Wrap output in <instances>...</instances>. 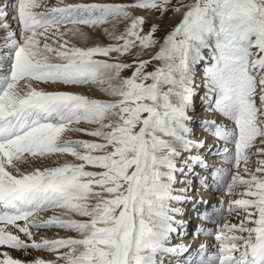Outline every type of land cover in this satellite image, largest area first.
I'll return each mask as SVG.
<instances>
[{
	"label": "snow or ice",
	"instance_id": "obj_1",
	"mask_svg": "<svg viewBox=\"0 0 264 264\" xmlns=\"http://www.w3.org/2000/svg\"><path fill=\"white\" fill-rule=\"evenodd\" d=\"M137 11H171L180 20L156 39L158 26L145 31L147 17ZM120 23L125 29L116 34ZM106 24L113 31H103L116 43L83 48L70 40L85 38L84 27ZM0 33H6L0 36V248L55 256L22 261L0 251V264H164L165 256L185 253L190 259L182 264H264V0H57L51 7L47 0H0ZM137 48L152 50L150 59L119 61ZM206 52L205 86L231 122H204L225 145L229 166L210 170L211 180L239 198L227 202L237 222L205 217L217 224L209 233L214 243L193 254L187 245L169 244L174 225L184 226L172 204L185 202L188 191L174 187L176 173L209 168L199 156L183 167L175 162L181 151L204 147L189 139L188 108ZM152 61L159 66L146 71ZM127 69L131 75L122 76ZM40 84L92 86L109 99ZM67 132L94 139H66ZM54 156L73 160L21 170ZM49 211L56 214L41 217ZM41 228L75 235L37 241L30 229Z\"/></svg>",
	"mask_w": 264,
	"mask_h": 264
},
{
	"label": "bare ground",
	"instance_id": "obj_2",
	"mask_svg": "<svg viewBox=\"0 0 264 264\" xmlns=\"http://www.w3.org/2000/svg\"><path fill=\"white\" fill-rule=\"evenodd\" d=\"M53 1V0H52ZM67 0H65L64 2H66ZM75 1V0H74ZM73 1V2H74ZM81 1H83V0H80V2ZM91 1H94V2H102V3H104L105 1L104 0H90V1H84L85 3L86 2H91ZM5 2L6 3H9V4H11V0H5ZM83 2V3H84ZM114 3H116V1H113ZM119 2V1H118ZM121 2V1H120ZM50 3V2H49ZM122 3H123V1H122ZM53 5V4H52ZM56 5V4H55ZM54 5V6H55ZM48 6H50V5H48ZM51 7V6H50ZM171 12V11H170ZM170 12H168L166 15H164V16H160V15H158V14H150V13H147V12H141V11H137L136 12V15H144V16H146L147 17V21L148 22H150V23H152V24H155V25H158L159 23L161 24V23H164L165 25H166V27H168V28H170V26H169V22H167V19L168 18H171V16H172V18H171V20H177V22H179L178 21V18L180 19V16L179 15H177V14H174L173 12L171 13V14H169ZM167 15H170V16H167ZM9 24H15V22L13 21V20H11V19H9L8 21H7ZM165 22H167V23H165ZM103 28H107L110 32L111 31H113V26L111 25V24H106V25H104L103 26ZM110 28V29H109ZM84 30V32L86 33V28L85 29H83ZM115 31H116V28H115ZM99 34V33H98ZM87 36V35H86ZM91 37V36H90ZM98 37V36H97ZM100 39H102L103 41H101ZM70 40H71V42L72 43H74L76 46H79V47H83V48H87L88 47V44H87V41H88V39H86V37L85 38H83V39H79V38H70ZM99 42L100 43H104V44H106V42H109L110 44L111 43H113V42H115L114 40H111L110 38H109V36L108 35H106L105 34V32L104 31H102V35L99 37V39H97V45H99ZM104 46V45H103ZM115 55V53L113 54V56ZM205 57H206V59L207 60H209L210 59V54L209 53H205ZM139 58L140 59H150V56L148 55V53H143V54H140L139 55ZM154 63L156 64L155 66H158L159 65V62H157V61H154ZM210 63L211 62H209V61H207L206 63H200V64H204V65H202V66H204V67H208V66H210ZM206 64V65H205ZM199 64H197L196 65V68H195V71H201V70H199V69H197V66H198ZM203 75V74H202ZM199 76H200V73H199ZM197 77H198V75H197ZM44 86V85H43ZM49 86V88H47V91H53V89H54V91L56 90V91H67V92H79V93H83V94H85V95H87V96H89V97H92V98H99V99H109V97H107V96H105L102 92H100L96 87H92V86H89V87H87V86H85L84 88H82V89H74V88H76V87H70L69 86V88H67V87H65V86H62V85H48ZM51 86V87H50ZM40 87V86H39ZM47 87V86H46ZM40 88H42V87H40ZM71 88V89H70ZM78 88V87H77ZM42 89H44V88H42ZM45 90V89H44ZM210 91H208V93H209ZM216 98V97H215ZM207 100H208V97H204V99L201 101V103L203 102V101H205V103H207ZM211 100V99H210ZM197 102H199L200 103V101H197ZM197 105V104H196ZM211 105H212V102H210V104L208 105V106H210L211 107ZM196 107L197 106H194L193 108H192V111H194V112H196L195 111V109H196ZM206 107H207V105H206ZM195 108V109H194ZM190 109H188V111H189ZM207 109H205V111H206ZM218 112V111H217ZM196 113H198L197 115H200L199 113L200 112H196ZM196 113L195 114H193V112H192V114H193V116L195 115L196 116ZM209 113H211L212 114V111H209ZM191 113H189L188 115L190 116V115H192ZM214 114V113H213ZM218 114H220L219 112H218ZM221 115V114H220ZM194 116V118L195 119H197V120H195L193 117L191 118V121H190V123H189V128H193L194 126L195 127H198L199 125H200V122H202V118H199L198 116H196L195 117ZM209 118V117H208ZM206 122V121H205ZM194 126H193V125ZM86 125V124H85ZM201 130L203 129V132L204 133H207V131H205V129H204V124L202 125V123H201ZM78 127H80V125L78 126ZM85 127V126H84ZM88 127H90V125L89 126H86V128H88ZM193 130H195V129H193ZM204 133H202L201 132V134H200V136L199 137H201L202 135H205ZM68 135V134H67ZM207 138H211V136H206ZM86 138H90V137H86ZM94 139V138H93ZM189 139H191L192 141H194V142H198V141H200V138L198 139H196V138H194L193 137V133L191 132V134H190V136H189ZM89 140H91V139H89ZM214 141V140H213ZM208 143V142H207ZM225 146V145H224ZM208 149L209 148H199V149H193V150H191V151H181V154H180V156L178 157V158H176V165H177V167H182L183 165H184V159H186V158H188V159H190L192 156H199V157H203V155L205 154V152L207 151V154H209V155H211V156H205L204 157V160L205 161H209V157H212V159L211 160H214V163H213V169H217L218 167V165H220V167L222 168V167H224V166H227V164L226 163H224V160H223V155H221V156H218V157H216V154L214 153V151H213V149L211 148V152H209L208 151ZM203 159V158H202ZM256 159V157L255 156H253V160H255ZM73 160V158L72 157H70V156H61V157H52V158H47V159H45V160H43V161H36V162H34V163H32V164H24L22 167H21V170L22 171H31L32 170V168H34V166H39V167H53V166H51V165H54V164H57V163H59V162H62V161H69V162H71ZM220 161H222L223 162V164H219L220 163ZM60 164V163H59ZM55 166H57V165H55ZM229 166H227V168H228ZM211 168V169H212ZM197 169H198V172H195V171H197ZM91 170V169H90ZM186 171H187V169H186ZM203 170H202V168L200 167L199 168V166H197V167H195L194 168V171L191 173V174H188V175H186V176H183V175H181L179 172H177L176 173V176H178L177 177V183L174 185V187L176 188V189H183V188H191L192 187V181H194L195 180V177H196V175L197 174H199L200 172H202ZM207 172H210V170H208ZM193 173L195 174V176L193 175ZM185 179H187V181H188V183H179V181H181V180H185ZM193 189V188H192ZM226 190V189H225ZM237 191H242V189H237ZM193 192H189V191H187V193H184L183 195H186V194H188V195H186V197L188 198V197H193V194H192ZM175 194H181V193H175ZM190 194H192V195H190ZM223 195V201H222V198H221V196ZM201 196H203V195H201ZM204 197L205 198H207L208 197V195L207 194H205L204 195ZM237 198H239V196H229V195H226V193H224V194H221V195H215L214 196V199L212 200V201H216L217 202V205L218 206H222L226 211H227V202L229 201V200H231V199H237ZM208 200H211V199H208ZM184 203L185 202H183V203H175V202H173V204H172V206L173 207H175V208H179L180 210L182 209V207L184 206ZM208 204V203H207ZM207 204H206V206H207ZM200 205L201 206H204V204L201 202L200 203ZM205 207V206H204ZM211 208H213V207H211ZM220 213H221V211L219 210V209H217ZM219 212H217V214H219ZM54 214H56V213H54V212H52V211H49V212H46V213H41L40 215H41V217H43V218H45V219H47L48 217H50V216H52V215H54ZM214 218H216V216H214ZM175 219H178V215L175 217ZM225 222H237V218H236V216L235 215H230L229 213H228V211H227V215H226V217L224 218V216H223V218L220 220V222H219V224L220 225H222V224H224ZM21 223H23V222H21ZM216 228H217V225L216 226H214V227H210L209 229H208V234L210 233V232H214L215 230H216ZM33 233H34V237H40V238H48V239H56V238H61V237H68V236H73V235H75V233H72V232H67V231H64V230H60V229H57V228H50V229H44V228H41L40 230H36V229H30ZM21 235V238L22 239H25V240H27V238L26 237H24L23 236V234L21 233L20 234ZM204 236L205 235H203L202 237H201V240H198V244H197V247L199 248V246L200 245H207L208 247H210V246H212L213 245V243H214V237L212 236L211 237V239H212V242L210 243V245L209 244H207V242H205V240H204ZM33 237V238H34ZM40 240V239H39ZM39 240H37V241H39ZM179 241L176 243V244H172V243H170L169 244V246L170 247H172V246H179V245H184V244H180L179 242H181V240L182 239H178ZM182 242H184V240L182 241ZM31 250L32 249H29V252H28V254H25L24 252H22V251H17V250H12V249H7V248H1L0 249V251H8L14 258H16V259H20V260H22V261H32V260H34L35 258L31 255ZM211 250V249H210ZM34 254V253H33ZM35 255H37V257L38 258H40V259H44V260H54L55 259V256L52 254V253H48V252H46V251H42V252H36V254ZM180 257H182V256H180ZM171 258H174V256H172V255H168V256H165L164 257V259H170L171 260ZM177 259V258H176ZM173 261H171L169 264H171ZM176 263H181V259H179V261H177V262H173V264H176ZM164 264H166V262L164 261Z\"/></svg>",
	"mask_w": 264,
	"mask_h": 264
},
{
	"label": "rangeland",
	"instance_id": "obj_3",
	"mask_svg": "<svg viewBox=\"0 0 264 264\" xmlns=\"http://www.w3.org/2000/svg\"><path fill=\"white\" fill-rule=\"evenodd\" d=\"M65 1V0H64ZM74 0H67L65 3H79L80 2V0H75L74 2H73ZM84 1H87V0H83V1H81V2H84ZM88 1H90V0H88ZM106 3H114L113 1H116V3H122V1H123V3H130V2H133V0H104ZM119 1V2H118ZM121 1V2H120ZM50 2V3H49ZM91 2H94V1H91ZM179 2V0H173V3H178ZM185 2H188V0H185ZM85 3V2H84ZM86 3H90V2H86ZM47 4L48 5H50V6H54L55 4H57V0H47ZM53 4V5H52ZM49 6V7H50ZM172 12H170L169 14H171ZM167 16H170V15H167ZM171 18H172V16H171ZM171 18H168L167 19V22H169V26H170V28H168V27H166V25L164 24V23H159L157 26H158V30H157V32H156V34H155V36H156V39H160L161 37H163L168 31H170L178 22H177V20L175 21H173V20H171ZM180 19L178 18V21H179ZM167 22H165V23H167ZM153 24L152 23H150V22H148L147 20H146V23H145V31H147V30H149L150 29V27L152 26ZM86 27H84L83 29H85ZM115 28H116V31H115V33L116 34H119L120 32H123L124 31V29H125V24H123V23H120V24H116V26H115ZM110 29V28H109ZM102 31H103V27L102 28H100V29H89V28H86V34H87V36H86V39H88V41H87V44H88V47H92V46H97V39H99V37L102 35ZM99 33V34H98ZM3 36V35H6V33H0V36ZM91 36V37H90ZM98 36V37H97ZM101 41H103L102 39H100ZM113 43H116V41L115 42H113ZM108 44H110L109 42H106V44H104V43H100L99 42V45H101V46H106V45H108ZM152 50H149V52H148V55L150 56V52H151ZM133 52H134V54L133 55H124V56H121V57H119V61L120 62H124V63H131L132 61H133V59L138 55H140L141 53H140V50L137 48V49H134L133 50ZM210 54V53H209ZM116 56V54L114 55V57ZM206 56V55H205ZM207 61H209V62H211V60L209 59V60H207L206 58H205V60L203 61V63H206ZM156 64L154 63V61H152V63L151 64H149L148 65V67L146 68V71H153L156 67H158V66H155ZM202 65H204V64H199L197 67H199V66H202ZM206 65V64H205ZM200 70V69H199ZM131 71H132V69H127V70H125L121 75L122 76H130L131 75ZM199 73H200V71H195V80H194V83H197V80H196V77H197V75L199 76ZM200 77L202 78V75H200ZM205 80V79H204ZM199 81V80H198ZM44 84H40L39 86L40 87H42V88H44L46 91H47V88H49V86L48 85H44ZM47 86V87H46ZM51 87V86H50ZM68 88H69V86H67ZM71 88L72 87H75V86H70ZM85 86H81V87H76V88H74V89H82V88H84ZM87 87H89V86H87ZM70 88V89H71ZM53 91H54V89H53ZM56 91V90H55ZM210 97H211V100H210V102H212L213 103V99L215 98V96L212 94V93H207ZM205 97H207V96H205ZM196 104L197 105H195V106H199V102H196ZM196 107V108H197ZM195 109V108H194ZM206 109V108H205ZM192 112H193V114H195L196 112H194V111H192L191 109L188 111V114L189 113H191L192 114ZM198 113H196V116H198L199 117V115H197ZM195 116V115H194ZM195 116V117H196ZM195 120H197V119H195ZM193 125V124H192ZM200 125H201V122H200ZM198 126V127H201V126ZM85 126V127H84ZM86 126H89V125H85V124H80V127L81 128H86ZM194 126V125H193ZM91 127V126H90ZM90 127H88V128H90ZM196 127L194 126L193 128H190L191 129V132L193 133V136L194 135H196V133L194 132V130L193 129H195ZM204 133V132H203ZM68 134V135H67ZM86 137H89V136H87V135H85V134H83V133H78V132H67L66 134H65V138L66 139H82V140H89V139H91V140H93V137H90V138H86ZM200 138V141H205V139L207 138L205 135H202L201 137H198V139ZM252 159H253V157H252ZM186 160V159H185ZM254 161V160H253ZM66 162V161H65ZM64 161H62V162H59L60 164H63V163H65ZM69 162V161H68ZM59 163H57V164H54V165H51V166H55V165H58ZM23 166V165H22ZM21 166V167H22ZM254 166V165H253ZM34 167H37V166H34ZM39 167V166H38ZM195 172H198V169H197V171H195ZM193 175L195 176V174L193 173ZM192 183H193V181H192ZM192 195V194H191ZM226 215H227V212H226V214L224 215V218L226 217ZM61 230V229H60ZM206 235H209L208 233L206 234ZM205 235V236H206ZM209 236H211V235H209ZM34 239H36V240H39L40 239V237H34ZM207 244H209L210 245V243L209 242H207ZM1 249V248H0ZM36 252H42V251H37V250H31V255L36 259V258H38L37 257V255H35L36 254ZM34 253V254H33ZM172 259V258H171ZM176 261L175 262H177V261H179V259H175ZM173 262H174V260H172Z\"/></svg>",
	"mask_w": 264,
	"mask_h": 264
}]
</instances>
